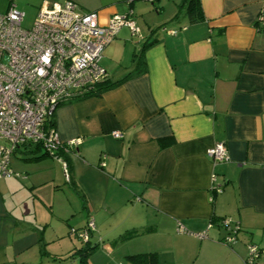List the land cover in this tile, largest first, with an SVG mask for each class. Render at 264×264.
Returning <instances> with one entry per match:
<instances>
[{
    "label": "crops",
    "instance_id": "crops-1",
    "mask_svg": "<svg viewBox=\"0 0 264 264\" xmlns=\"http://www.w3.org/2000/svg\"><path fill=\"white\" fill-rule=\"evenodd\" d=\"M43 1L60 0H39L37 10ZM71 1L101 24L132 11L139 32L122 26L100 59L110 82L142 68L134 54L147 70L58 106L59 139L77 140L59 158L34 143L14 150L21 176L0 179V264L65 262L83 245L70 229L90 218L91 242L138 241L130 254L154 252L157 264H244L250 244L264 248L260 0H199L197 22L184 0ZM219 142L229 159L212 165L206 151ZM212 173L220 193L209 190Z\"/></svg>",
    "mask_w": 264,
    "mask_h": 264
},
{
    "label": "built area",
    "instance_id": "built-area-1",
    "mask_svg": "<svg viewBox=\"0 0 264 264\" xmlns=\"http://www.w3.org/2000/svg\"><path fill=\"white\" fill-rule=\"evenodd\" d=\"M260 2L258 19L264 25V0ZM131 13L113 15L101 24L97 12H79L71 0L43 1L31 27L25 28L24 14L12 2L0 12V179L21 176L10 165L11 154L19 145L38 144L48 155L59 158L58 149L77 144V140L62 142L50 120L58 106L90 96L96 92V84L108 78L100 65L103 50L122 26L139 32ZM112 135L122 136L118 130ZM206 155L212 165L229 159L222 142L208 148ZM61 161L68 180L66 163ZM209 190L222 191L215 173L210 176ZM209 200L213 201L212 194ZM221 223L230 231L238 229L235 225L231 230L229 218ZM93 230L90 218L84 228H71L70 232L86 243ZM233 240L229 235L225 242ZM260 256H264V248L250 244L244 264H255Z\"/></svg>",
    "mask_w": 264,
    "mask_h": 264
},
{
    "label": "trees",
    "instance_id": "trees-1",
    "mask_svg": "<svg viewBox=\"0 0 264 264\" xmlns=\"http://www.w3.org/2000/svg\"><path fill=\"white\" fill-rule=\"evenodd\" d=\"M10 3V2H9ZM183 5H185V11L186 14L189 17L190 22H197L202 18V14L200 11V5L199 0H184ZM134 62L135 65H142L141 69H135L133 72L128 73L125 77L122 79L116 81V82H110L108 79L98 82L96 84V92L91 94L90 96H97L100 95L102 92L112 88L113 86H116L126 80L129 76L136 75L142 72H145L147 70L146 63L143 60V57L141 54H134ZM89 97V96H88ZM53 119L50 120V125H53ZM67 147V146H65ZM64 149V148H60ZM58 149V151L60 150ZM70 148H67L65 150H68ZM72 149V148H71ZM58 151L56 152V155L58 156ZM46 153V152H45ZM221 219L218 222H221ZM214 220V219H213ZM98 247V243L91 242L88 240V242L83 243L82 247L72 252L69 256L64 258L63 261L71 259L75 254L79 256V263L80 264H88V256L91 254V252ZM126 259L131 264H157V255L156 253H136V254H130L126 256Z\"/></svg>",
    "mask_w": 264,
    "mask_h": 264
},
{
    "label": "rangeland",
    "instance_id": "rangeland-1",
    "mask_svg": "<svg viewBox=\"0 0 264 264\" xmlns=\"http://www.w3.org/2000/svg\"><path fill=\"white\" fill-rule=\"evenodd\" d=\"M0 3L5 5L7 2L0 0ZM12 3L19 11L23 12L24 14L22 26L25 28L31 27L37 13L36 11L39 0H12ZM58 3L64 2L63 0H60ZM136 242L137 245L131 242H125L123 244L116 245L102 244L101 242H98V247L95 248L88 256V264H131L129 261H127V259H125V255H128L133 251H137L132 249H142V247L138 245V241ZM107 245H109V247H107ZM111 251H113V254H111ZM60 264L80 263L79 258L76 257L68 259L65 262H61Z\"/></svg>",
    "mask_w": 264,
    "mask_h": 264
}]
</instances>
